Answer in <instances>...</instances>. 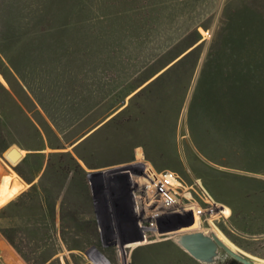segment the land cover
I'll return each instance as SVG.
<instances>
[{
	"label": "rangeland",
	"instance_id": "1",
	"mask_svg": "<svg viewBox=\"0 0 264 264\" xmlns=\"http://www.w3.org/2000/svg\"><path fill=\"white\" fill-rule=\"evenodd\" d=\"M0 59V264H201L177 245L207 234L192 211L135 240L111 184L138 148L264 261V0H0Z\"/></svg>",
	"mask_w": 264,
	"mask_h": 264
},
{
	"label": "built area",
	"instance_id": "2",
	"mask_svg": "<svg viewBox=\"0 0 264 264\" xmlns=\"http://www.w3.org/2000/svg\"><path fill=\"white\" fill-rule=\"evenodd\" d=\"M139 151L142 159L138 156ZM116 170H122L123 174L131 178L125 183L123 177L112 176L111 185L118 186L122 209L134 223L135 240L144 238L145 234L150 236L152 233L156 235V232L171 231L172 229H165V226L182 225L190 211L198 217L200 227L207 229V234H211L208 232L211 227L209 218L214 211L220 209L218 201L200 178L193 179L187 185L179 176L173 174L178 185L165 182L167 174L156 171L141 148L135 150L132 163ZM107 190L111 192V186ZM228 220L229 218L221 215L215 223L219 227L221 222L226 223Z\"/></svg>",
	"mask_w": 264,
	"mask_h": 264
},
{
	"label": "water",
	"instance_id": "3",
	"mask_svg": "<svg viewBox=\"0 0 264 264\" xmlns=\"http://www.w3.org/2000/svg\"><path fill=\"white\" fill-rule=\"evenodd\" d=\"M20 149L13 146L5 157L11 163L19 164ZM21 150V149H20ZM110 197V201H111ZM142 239V237H141ZM126 242L121 243L123 246ZM177 245L201 264H264L244 250H235L223 243L214 233L206 234L202 231L185 233L177 238ZM94 264V263H88Z\"/></svg>",
	"mask_w": 264,
	"mask_h": 264
},
{
	"label": "trees",
	"instance_id": "4",
	"mask_svg": "<svg viewBox=\"0 0 264 264\" xmlns=\"http://www.w3.org/2000/svg\"><path fill=\"white\" fill-rule=\"evenodd\" d=\"M1 60V59H0ZM167 72V71H166ZM166 72H164L163 73V75L165 74H167ZM0 73H2V70L0 69ZM0 88L1 89H4L3 87H2V85H1V83H0ZM5 90V89H4ZM1 114V113H0ZM0 121H1V118H0ZM98 132V131H97ZM91 136H93V135H91ZM90 136V137H91ZM89 137V138H90ZM2 138H3V132H2V129H1V125H0V154H2V153H4L8 148H9V145L5 142V141H3L2 140ZM41 155V154H40ZM79 157H80V159L88 166V167H91V166H89V163H88V160L86 159V158H84V157H82V156H80L79 155ZM72 159L74 160V162H76V164H77V166L79 167V168H81L82 169V167L80 166V164L76 161V159H74L73 157H72ZM18 171V170H17ZM82 171H83V169H82ZM85 172V171H84ZM18 173L22 176V177H24V175H22V173L21 172H19L18 171ZM25 178V177H24ZM25 180L29 183V184H31V183H33V181L34 180H27L26 178H25ZM36 188V184H33L32 186H31V189H35ZM3 196H6L7 198H10V197H12V195L10 194V193H7V192H3Z\"/></svg>",
	"mask_w": 264,
	"mask_h": 264
},
{
	"label": "crops",
	"instance_id": "5",
	"mask_svg": "<svg viewBox=\"0 0 264 264\" xmlns=\"http://www.w3.org/2000/svg\"><path fill=\"white\" fill-rule=\"evenodd\" d=\"M157 73H159V72H157ZM157 73L156 74H154L153 76H151V77H149L148 79H146L143 83H141L139 86H137L136 88H135V90H133V92L134 91H137V90H139L140 88H142V87H144V85H145V83H148L150 80H152L153 79V77L155 76V75H157ZM148 81V82H147ZM129 95H131V94H128L126 97H128ZM101 127V126H100ZM100 127H98L97 129H99ZM97 129L95 130V131H93V132H96L97 131ZM91 133V134H90ZM89 134H88V136H91L93 133L92 132H90ZM88 136H87V138H88ZM36 152H40V151H42V150H35ZM81 161V160H80ZM125 165H128V164H125ZM124 165H121V166H119V167H123ZM122 171V170H121ZM123 172V171H122ZM124 177L125 178H130L127 174H124ZM124 182H126L125 180H123Z\"/></svg>",
	"mask_w": 264,
	"mask_h": 264
},
{
	"label": "bare ground",
	"instance_id": "6",
	"mask_svg": "<svg viewBox=\"0 0 264 264\" xmlns=\"http://www.w3.org/2000/svg\"><path fill=\"white\" fill-rule=\"evenodd\" d=\"M19 150H20V149H19ZM138 156L140 157V159L143 158L142 153H141L140 151L138 152ZM215 213H218V212L214 211L212 214H215ZM212 214H211V215H212ZM220 214H223V213L221 212ZM220 214H219V215H220Z\"/></svg>",
	"mask_w": 264,
	"mask_h": 264
}]
</instances>
